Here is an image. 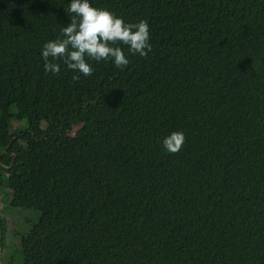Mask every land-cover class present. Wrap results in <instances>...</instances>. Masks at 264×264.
<instances>
[{"label":"trees","instance_id":"16d2710c","mask_svg":"<svg viewBox=\"0 0 264 264\" xmlns=\"http://www.w3.org/2000/svg\"><path fill=\"white\" fill-rule=\"evenodd\" d=\"M70 2L0 0L1 250L2 213L32 222L8 264H264V0H89L152 51L45 73Z\"/></svg>","mask_w":264,"mask_h":264},{"label":"clouds","instance_id":"9594fccd","mask_svg":"<svg viewBox=\"0 0 264 264\" xmlns=\"http://www.w3.org/2000/svg\"><path fill=\"white\" fill-rule=\"evenodd\" d=\"M68 13L72 18L61 29V36L44 43L41 56L45 73L59 75L62 61L68 70L91 76L95 69L88 63L112 62L123 70L129 64L122 47L127 46L132 55L146 58L152 51L149 43L150 29L147 20L135 24L125 23L109 10L92 7L89 0H71ZM74 81L79 75L72 77ZM186 142L182 131L173 132L162 141L167 153L176 154Z\"/></svg>","mask_w":264,"mask_h":264},{"label":"rangeland","instance_id":"374dc122","mask_svg":"<svg viewBox=\"0 0 264 264\" xmlns=\"http://www.w3.org/2000/svg\"><path fill=\"white\" fill-rule=\"evenodd\" d=\"M18 124L19 123H17V125ZM77 130H78L77 128H74L69 132V134L73 135ZM24 213L26 215H21L13 211L10 213H2L4 219L8 224V233L6 236L5 249L4 251L1 252V264H8V261L11 258L16 260V257L20 249V240L17 237V235L14 234L12 231L14 230L16 231L17 234L21 235L29 229L32 223L29 221L31 217V212L26 211Z\"/></svg>","mask_w":264,"mask_h":264},{"label":"water","instance_id":"95a60500","mask_svg":"<svg viewBox=\"0 0 264 264\" xmlns=\"http://www.w3.org/2000/svg\"><path fill=\"white\" fill-rule=\"evenodd\" d=\"M1 252H2V250H1V247H0V264H1Z\"/></svg>","mask_w":264,"mask_h":264}]
</instances>
